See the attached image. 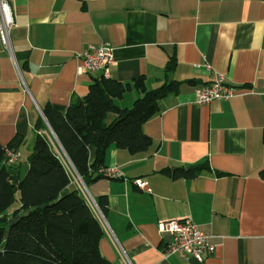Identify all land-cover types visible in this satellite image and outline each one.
Wrapping results in <instances>:
<instances>
[{
  "label": "crops",
  "instance_id": "1",
  "mask_svg": "<svg viewBox=\"0 0 264 264\" xmlns=\"http://www.w3.org/2000/svg\"><path fill=\"white\" fill-rule=\"evenodd\" d=\"M7 1L12 54L0 42V144L21 137L19 176L36 133L48 135L43 109L64 112L99 74L78 70V55L107 43L108 77L142 75L147 89L179 84L142 124L149 148L131 154L110 145L104 164L120 176L83 182L94 201L107 198L99 253L110 264H264V0ZM214 74L238 95L196 103L194 90ZM139 94L131 88L115 102L130 107ZM40 120L46 127L36 130ZM94 157L90 146L88 160ZM204 163L208 170L186 176ZM138 178L149 192L136 186ZM72 185L81 193L74 175ZM178 217L207 236L212 251L201 260L164 255L169 235L158 224Z\"/></svg>",
  "mask_w": 264,
  "mask_h": 264
},
{
  "label": "trees",
  "instance_id": "2",
  "mask_svg": "<svg viewBox=\"0 0 264 264\" xmlns=\"http://www.w3.org/2000/svg\"><path fill=\"white\" fill-rule=\"evenodd\" d=\"M173 60H168L166 68L173 66ZM178 84L169 80L147 89L142 75L126 82L102 74L93 76L87 93L64 112L51 105L43 109L51 137L36 133L22 176L17 170L19 161L7 164L4 152L5 148L16 149L21 137L14 135L5 145L0 144V264H110L98 249L103 235L100 221L72 185L66 163L87 184L104 175V158L110 145L131 154L146 151L152 140L142 131V124L160 111V99ZM131 88L140 94L130 107L119 106L115 99ZM109 114L113 118L107 122ZM45 127L41 120L35 124L36 130ZM90 146L95 148L91 162ZM190 168L187 177L209 166L204 163ZM258 174L264 177V165ZM16 200L19 206L8 215V208ZM96 204L104 213L106 196L99 197ZM12 217L18 218L8 224Z\"/></svg>",
  "mask_w": 264,
  "mask_h": 264
},
{
  "label": "built area",
  "instance_id": "3",
  "mask_svg": "<svg viewBox=\"0 0 264 264\" xmlns=\"http://www.w3.org/2000/svg\"><path fill=\"white\" fill-rule=\"evenodd\" d=\"M13 28V17L7 0H0V42L2 46L12 54L10 33ZM112 47L107 43L101 42L98 45L89 47L78 55L80 64L78 70L85 73L99 72L107 76L109 66L112 64ZM238 95L236 87L227 83L222 74H214L212 79L194 90L195 102L200 104L211 101L227 100ZM6 163L14 165L20 161L22 155L15 148H5ZM73 170V169H72ZM103 173L110 177L120 176V172L114 167H105ZM76 180L82 184L81 193L91 206L92 210L99 218L102 213L99 207L85 190L83 180L73 170ZM136 186L149 192L147 182L138 178L135 180ZM161 234H168L169 240L163 250L164 255L178 254L184 258H195L201 260L205 254L212 251V246L207 241V236L186 217H178L162 220L158 224Z\"/></svg>",
  "mask_w": 264,
  "mask_h": 264
},
{
  "label": "water",
  "instance_id": "4",
  "mask_svg": "<svg viewBox=\"0 0 264 264\" xmlns=\"http://www.w3.org/2000/svg\"><path fill=\"white\" fill-rule=\"evenodd\" d=\"M43 118H44V117H43ZM44 121H45V118H44ZM45 123H46V126H47V128L49 129V131L52 132L51 129H50V127H49V125L47 124L46 121H45ZM12 181L15 182V177H14V176H12ZM71 188H74V187L72 186ZM13 190L16 191V188H14ZM65 193H66V192L61 193L60 196L64 195ZM26 212H27V211H26ZM17 218H18V217H12V218H10L9 221H8V224H11V223H12L15 219H17Z\"/></svg>",
  "mask_w": 264,
  "mask_h": 264
},
{
  "label": "rangeland",
  "instance_id": "5",
  "mask_svg": "<svg viewBox=\"0 0 264 264\" xmlns=\"http://www.w3.org/2000/svg\"><path fill=\"white\" fill-rule=\"evenodd\" d=\"M46 132L48 133V136H50V137H51V132H50V131H48V130H46ZM58 153H59V151H58ZM60 156H61V155H60ZM66 166L68 167V170H69L70 174H72V175H73V170L69 168V166L67 165V163H66Z\"/></svg>",
  "mask_w": 264,
  "mask_h": 264
}]
</instances>
